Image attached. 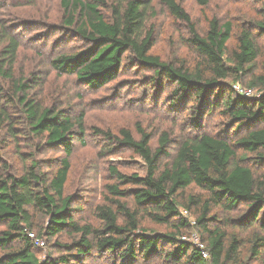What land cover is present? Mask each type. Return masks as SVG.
<instances>
[{
	"label": "trees",
	"instance_id": "1",
	"mask_svg": "<svg viewBox=\"0 0 264 264\" xmlns=\"http://www.w3.org/2000/svg\"><path fill=\"white\" fill-rule=\"evenodd\" d=\"M92 1L62 0L67 14L65 24L74 28L87 47L56 57L51 62L53 69L60 76H74L80 85L98 91L119 76L125 57L131 54L152 71L149 84L160 88L166 85L169 88L164 89H169L166 91L175 106L189 110L192 132L176 142L171 141L169 134H163L159 146L152 148L150 134L140 130L141 138L136 140L130 131H122V145L145 162L147 174L124 176L112 169L120 183L133 187L121 190L110 186L112 194L133 198L135 208L121 205L118 212L99 208L105 228L94 231L92 226L75 219L78 211L73 206L74 199L65 196L75 129L84 133V115L74 119L67 109L44 107L30 98L31 84L39 85L41 81L35 76L25 83L15 80L20 45L11 39L0 53V78L13 82L33 135L44 142L39 149H62L64 156L53 160L56 170L51 174L42 172L41 163L36 160L21 175L7 170L0 174V224L6 226L0 232V264H42L34 252L39 247L29 237L35 233L27 232V228H35L30 209L44 217L36 237L44 240L46 247L47 241L56 238L54 248L61 251L58 258L44 264H83L96 249L101 254H111L121 264H152L160 257L166 264H236L242 240L235 238L227 246L226 232L209 227L219 222L216 215L211 216L216 208L233 212L240 205L245 206L244 214L237 222L254 230L249 236L250 253L253 258L260 257L264 251V72L254 74L259 45L253 31L264 35V0H247L261 5V19L240 31L234 48L229 46L232 24L212 19L207 34L201 35L183 7L167 0L173 15L190 29V44L199 59L194 67L165 62L151 53L152 34L144 36L147 2L114 0L110 15H106L101 8L107 0ZM248 74L253 77L249 88L259 87L260 97H244L235 91L234 86L241 85ZM215 113L230 124L216 135L204 133L205 118ZM7 121L5 108L0 107V133ZM240 152L253 155V164L249 160V166L243 165L248 162L246 157L239 158ZM191 188L201 190L204 199L190 195L181 203ZM181 205L186 208L184 211L200 208L195 221L207 235L202 243L208 259L202 257L198 247L181 239L183 231L191 226ZM146 219L170 227L173 232L143 228ZM96 233L100 236L95 244ZM65 234L73 238L71 243L59 242L58 238ZM165 247L170 250L164 252Z\"/></svg>",
	"mask_w": 264,
	"mask_h": 264
},
{
	"label": "rangeland",
	"instance_id": "2",
	"mask_svg": "<svg viewBox=\"0 0 264 264\" xmlns=\"http://www.w3.org/2000/svg\"><path fill=\"white\" fill-rule=\"evenodd\" d=\"M92 3V0H81ZM147 2L146 26L144 36L152 34L154 47L152 54L165 62L187 64L194 67L198 56L190 44L191 32L188 25L177 19L167 5V0H142ZM181 5L196 24L198 32L206 35L209 21L218 19L221 24L233 26V39L229 43L234 48L237 36L244 28L260 20L258 10L261 5L247 0H174ZM114 0H107L102 12L110 15V6ZM62 0H0V53L9 45L11 39L19 42L20 49L15 65L14 78L23 83L33 76L40 78L41 84H31L30 98L44 107L56 106L67 109L77 119L84 115V133L75 129L74 152L70 158L71 171L66 185L65 196L73 197V206L78 213L75 219L81 224L92 226L94 231H103L105 222L99 208L106 207L114 212L120 211L121 205L134 209L133 198L112 194L110 186L121 190H131L132 185L120 183L112 169L124 176L147 174L145 162L132 150L122 145V131H130L136 140L141 138L142 130L152 136L151 147L157 148L163 134H169L172 142L181 140L191 134L190 112L171 99L169 92L157 85L149 84L153 73L144 68L134 56L128 54L124 59L119 76L103 89L93 91L76 81V77L60 76L52 67V60L63 54L80 52L87 47V42L74 32V28L65 24ZM259 45V58L254 67L257 76L264 72V35L253 31ZM253 81L248 74L241 86L249 88ZM0 107L5 108L8 121L0 133V174L6 170L21 175L33 160L41 163L42 172L54 173L53 160L62 158V149L40 148L42 139L33 135L30 122L26 119L24 108L19 105L13 82L0 78ZM258 94L262 93L255 87ZM230 123L218 113L205 118L204 133L216 135ZM175 148V147H174ZM239 158L246 157L253 164L254 156L238 153ZM264 169V168H263ZM195 195L204 199V193L191 188L180 199L182 203L188 196ZM244 205L233 212L216 208L211 216L216 215L219 222L210 225V229L219 228L226 232L227 246L233 239L242 240V247L236 256V264H264V251L258 258L250 253L249 236L254 232L239 226L237 220L244 214ZM182 211L186 210L181 205ZM189 211L191 220H196L200 208ZM34 227L27 232L37 234L44 217L30 209ZM122 220V219H121ZM190 222V220H188ZM143 228L159 233H171L172 228L143 221ZM6 226L0 224V232ZM184 236L202 242L207 238L205 232L197 225L184 230ZM94 235V243L97 237ZM77 238V237H75ZM61 244L71 243L73 238L65 234L60 236ZM56 238L47 241L46 248H36L35 255L40 263L55 260L61 254L54 248ZM207 245V244H206ZM170 247H165L169 251ZM3 250L0 249V257ZM111 254H101L94 250L91 257L83 264H121ZM152 264H166L164 257L157 258Z\"/></svg>",
	"mask_w": 264,
	"mask_h": 264
},
{
	"label": "built area",
	"instance_id": "3",
	"mask_svg": "<svg viewBox=\"0 0 264 264\" xmlns=\"http://www.w3.org/2000/svg\"><path fill=\"white\" fill-rule=\"evenodd\" d=\"M235 91L239 94L242 95L244 97H260L261 94H258L257 91L254 88H245L239 84L234 86ZM183 216L185 218H187L188 220H190V223L192 226L196 225V221L195 220H191L189 212L188 211H184L183 212ZM29 237L35 242V245L39 248H45L46 244L45 241L42 239H38L36 237L35 234H29ZM183 241H187L192 243L193 245H195L196 247H198L201 250V255L204 259H208L209 258V253L206 249L205 244H203L202 242H200L198 239H189L186 236H183L181 238Z\"/></svg>",
	"mask_w": 264,
	"mask_h": 264
}]
</instances>
